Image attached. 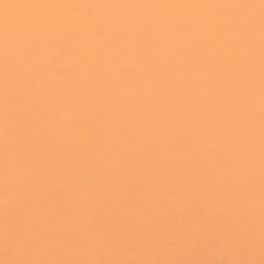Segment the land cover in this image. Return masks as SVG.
Here are the masks:
<instances>
[{"label":"snow or ice","instance_id":"1","mask_svg":"<svg viewBox=\"0 0 264 264\" xmlns=\"http://www.w3.org/2000/svg\"><path fill=\"white\" fill-rule=\"evenodd\" d=\"M0 264H264V0H0Z\"/></svg>","mask_w":264,"mask_h":264},{"label":"bare ground","instance_id":"2","mask_svg":"<svg viewBox=\"0 0 264 264\" xmlns=\"http://www.w3.org/2000/svg\"><path fill=\"white\" fill-rule=\"evenodd\" d=\"M132 2H144V0H132ZM173 2H177V0H173ZM179 2H185V0H179ZM214 2H224V0H214Z\"/></svg>","mask_w":264,"mask_h":264}]
</instances>
